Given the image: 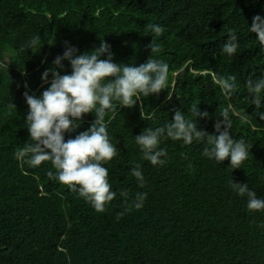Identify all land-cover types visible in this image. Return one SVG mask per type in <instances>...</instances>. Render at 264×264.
<instances>
[{
    "label": "trees",
    "instance_id": "16d2710c",
    "mask_svg": "<svg viewBox=\"0 0 264 264\" xmlns=\"http://www.w3.org/2000/svg\"><path fill=\"white\" fill-rule=\"evenodd\" d=\"M256 15L264 16V0H0V64L6 65L0 67V264H264V211H248L246 196L228 183H248L264 198V108L251 103L246 88L264 72V47L248 29ZM152 24L163 33L153 34ZM232 31L240 47L228 58L221 48ZM36 34L43 46L26 51ZM100 40L111 45L116 62L137 66L150 57L148 45L159 43L170 68L158 96H138L130 108L117 103L105 116L120 151L105 164L116 192L105 212L50 178L47 172L56 171L50 161L32 167L24 163L27 154L16 157L32 143L24 85L36 95L48 87L41 75L65 41L84 53ZM213 73L237 76L231 97ZM194 106L209 113L199 121L209 134L228 109L232 135L252 148L239 169L203 157L204 144L171 139L160 145L169 156L165 166L142 159L133 137L168 123L173 109L187 115ZM94 115L71 137L87 130ZM135 164L142 165L143 188L130 175ZM139 192L147 193L144 207L125 211Z\"/></svg>",
    "mask_w": 264,
    "mask_h": 264
},
{
    "label": "clouds",
    "instance_id": "9594fccd",
    "mask_svg": "<svg viewBox=\"0 0 264 264\" xmlns=\"http://www.w3.org/2000/svg\"><path fill=\"white\" fill-rule=\"evenodd\" d=\"M148 27L156 36L164 31L160 24ZM248 29L264 47V16H254ZM42 46L43 41L36 34L24 43L23 48L36 53ZM239 47L238 35L232 31L221 52L233 58ZM148 48L150 57L137 66L135 63L116 62L111 45L105 40H100L98 47L84 53L65 41L62 55L56 56L53 66L41 75L43 84L48 87L36 95L30 94L28 85H24L23 98L28 107L26 129L32 143L28 144L27 153L24 149L16 153L17 159L27 154L24 163L32 167L50 161L56 171L49 170L47 175L78 192L97 212H105L116 197L105 164L117 157L120 151L112 142L104 122L107 112L115 111L117 103L121 107H133L136 97L158 96L168 86L170 68L160 58L161 45L151 42ZM64 61L70 65V72H65ZM0 67L6 65L0 64ZM212 80L226 97H231L238 88L234 74L213 73ZM246 88L251 103L257 109L264 108V72L255 79H248ZM10 107L15 108L13 104ZM173 112L168 123L154 129L148 127L133 137L142 159L151 165L163 167L168 163L167 149L160 147L164 139L182 141L185 145L193 142L204 144L203 157L221 164L227 160L228 168L232 170L239 169L251 155L249 143L232 135L233 120L227 108L214 124L215 134L199 127L200 120L209 118L207 111L194 106L187 115L180 108L173 109ZM93 113L90 127L72 138L71 134L81 126L84 117ZM259 119L264 120V112L260 111ZM66 135L69 136L67 140ZM130 175L139 187H144L141 164H135L130 169ZM228 183L238 196H246L248 211H264V198H258L248 183L241 184L232 179ZM121 195L127 197L128 194L121 192ZM146 199L147 193H137L125 211L141 210ZM259 227L264 228V223Z\"/></svg>",
    "mask_w": 264,
    "mask_h": 264
}]
</instances>
